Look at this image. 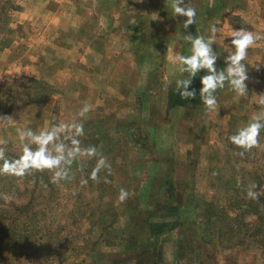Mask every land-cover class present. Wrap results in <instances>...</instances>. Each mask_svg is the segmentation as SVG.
Returning <instances> with one entry per match:
<instances>
[{
  "label": "rangeland",
  "instance_id": "obj_1",
  "mask_svg": "<svg viewBox=\"0 0 264 264\" xmlns=\"http://www.w3.org/2000/svg\"><path fill=\"white\" fill-rule=\"evenodd\" d=\"M171 2L0 0L5 158L22 154L17 129L73 121L81 148L97 152L55 182L51 170L0 171V264H264V129L249 149L229 139L264 116V0H185L196 9L187 29ZM213 24L218 70L233 30L259 36L242 61L246 92L226 82L214 109L168 108V91L188 76L175 60L190 54L181 35L207 39ZM206 74L192 78L200 99ZM59 135L67 144L71 133ZM164 222L165 233L149 235Z\"/></svg>",
  "mask_w": 264,
  "mask_h": 264
},
{
  "label": "clouds",
  "instance_id": "obj_2",
  "mask_svg": "<svg viewBox=\"0 0 264 264\" xmlns=\"http://www.w3.org/2000/svg\"><path fill=\"white\" fill-rule=\"evenodd\" d=\"M188 4V3H187ZM185 4V0H172L171 9L174 16L184 17L183 26L185 29L196 22V9ZM219 29L213 24L210 26L211 36L207 39L204 36L181 35L190 43V54H176L175 60L179 66L181 74L187 73L186 78L176 79L175 90L181 99L191 100L195 98V90H190L192 78L196 77L201 70H206V75L201 77L199 90L202 103L211 110L217 106V98L214 95L217 89H222L227 84L240 94L246 92L245 81L248 79L247 67L242 61L245 60L247 49L254 45L259 36L244 29L233 30L231 33L230 46L233 52L227 56L226 67L218 70L215 67L218 56L213 51L212 45L216 39L215 34ZM228 46V45H227ZM264 104V99L260 101ZM87 107L81 109L79 115L83 116L87 112ZM261 129H264V116L258 115L247 126L242 127L238 132L229 137L232 144L243 149H249L257 145V137ZM70 132L67 136L68 143L60 141V133ZM19 140L21 141L22 154L17 159L9 160L5 158L3 150L0 149V171L23 176L28 170H51L53 171V181L65 179L68 176V167L74 159L79 156L92 157L97 155L94 147L81 148L80 140L77 137L83 135V124L73 121L71 124L53 125L47 131L39 134L31 129H17ZM36 147L33 148L32 146ZM51 145V147H49ZM101 158L98 165H103ZM98 170V168H97ZM95 179V171L92 174ZM257 185L250 186L247 196L257 199L258 193L254 191ZM127 197L124 189L120 190L119 199L123 201Z\"/></svg>",
  "mask_w": 264,
  "mask_h": 264
},
{
  "label": "trees",
  "instance_id": "obj_3",
  "mask_svg": "<svg viewBox=\"0 0 264 264\" xmlns=\"http://www.w3.org/2000/svg\"><path fill=\"white\" fill-rule=\"evenodd\" d=\"M190 90H195V92H196L195 98H193L191 100H184V99L180 98L178 92L175 90V87L171 88L168 91V94H167V107L171 109V108H176V107L189 108V107L198 106L200 104L201 99H200L196 89L193 86H190ZM15 159H17V157H15ZM257 176H258L257 179L259 180V178H260L259 174H257ZM37 183H38V185L40 184L39 179H38ZM235 188H236V186L233 189H235ZM259 199H263L262 194L259 196ZM234 201H236L235 204H237L238 206L241 205V204H239L240 202H238V200H234ZM231 206H233V205H231ZM259 206L260 205L254 203V208L253 209L255 210L256 215H258L260 217V219L263 221V218H262L263 214H262V211L259 209ZM224 210H226L225 207H220V217L223 216L224 214H226V211H224ZM168 225H169V223H166V222H164V223H152V224L149 225L147 231H148L149 235H151V236L160 235V234H163V233L166 232V227ZM221 230L222 229L220 227V232H221ZM255 230L258 233H260L262 231V229L259 228V227L256 228Z\"/></svg>",
  "mask_w": 264,
  "mask_h": 264
}]
</instances>
